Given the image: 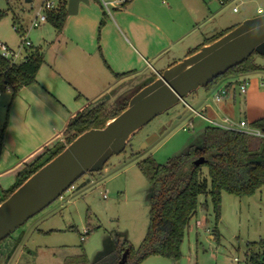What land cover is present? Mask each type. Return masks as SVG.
Returning <instances> with one entry per match:
<instances>
[{
  "label": "rangeland",
  "instance_id": "rangeland-1",
  "mask_svg": "<svg viewBox=\"0 0 264 264\" xmlns=\"http://www.w3.org/2000/svg\"><path fill=\"white\" fill-rule=\"evenodd\" d=\"M42 1L0 0V13L5 14L0 19V42L24 54L22 41L26 38L34 47L47 50L55 33L52 25L31 27ZM198 1L220 6L218 0ZM226 1L222 12L225 22H240L259 8L264 11V0ZM15 26L23 28L25 35L19 34ZM254 59L264 65V56ZM261 78L260 84L264 86V74ZM144 85L142 81H129L115 95L114 90L99 101L109 99L105 110L115 114ZM219 89L218 85L209 90L202 88L157 117L131 139L125 152L112 157L102 171L85 175L62 198L2 242L0 264H65L67 259L84 253L90 264H112L122 238L138 250L149 229L152 194L138 165L150 157L166 165L190 146L201 144L203 131L211 124L196 114L209 118L202 113L203 107L209 104L215 110L213 100ZM9 97L0 105V133L6 123ZM233 118L238 122V112H234ZM154 136L158 137L155 143L136 154ZM207 173L204 168L203 176ZM221 198V216L216 222L211 197H199L198 214L186 232L179 261L153 256L141 264H231L232 258L244 257L248 243L264 238V188L252 197L223 192ZM216 229L218 240L213 235ZM87 230L90 233L82 242Z\"/></svg>",
  "mask_w": 264,
  "mask_h": 264
},
{
  "label": "crops",
  "instance_id": "crops-1",
  "mask_svg": "<svg viewBox=\"0 0 264 264\" xmlns=\"http://www.w3.org/2000/svg\"><path fill=\"white\" fill-rule=\"evenodd\" d=\"M160 1L132 0L106 18L103 7L90 0L80 4L77 15L68 16L62 33L54 29L47 50L32 44L44 57L36 84L21 89L14 99L9 93L0 99L1 105L10 96L6 100L0 192L13 188L27 165L61 142L69 122L87 106L114 90L115 95L129 81H142L144 88L202 48L207 39L264 14L259 8L240 22H225L226 0H218L220 6L198 0H168L166 6ZM261 74L264 72L223 80L219 90L232 84L228 95L219 103L214 97L215 110L207 104L202 113L211 121L228 118L236 122L234 112L240 116L236 123L263 119ZM243 81L248 83L245 95L240 92ZM122 239L120 246L125 242Z\"/></svg>",
  "mask_w": 264,
  "mask_h": 264
},
{
  "label": "trees",
  "instance_id": "trees-1",
  "mask_svg": "<svg viewBox=\"0 0 264 264\" xmlns=\"http://www.w3.org/2000/svg\"><path fill=\"white\" fill-rule=\"evenodd\" d=\"M4 15L0 13V19ZM68 16L65 1L58 10L48 13V23L57 33H62ZM105 17L107 18L106 13ZM103 25L104 22L101 27ZM228 32H221L207 39L204 46L217 41ZM255 56L259 55L255 54L244 63L230 69L205 89L209 90L228 78L237 79L264 72V67L255 61ZM43 63V54L33 47L25 48L23 60L17 63L0 54V92L9 93L14 99L21 89L36 84L37 73ZM116 77L121 76L116 75ZM231 86L232 84L226 87L227 91ZM128 103L122 104L117 113L112 115L105 110L106 103L94 110L90 109L93 106L90 104L79 112L63 132V140L46 151L34 163L27 165L19 174L13 188L0 192V204L32 175L57 157L77 137L93 129H103L110 120L128 108ZM250 125L264 134V118ZM6 127L7 120L0 135V160ZM199 159L203 160L202 164L189 167ZM138 167L147 179L152 193L149 229L138 250L125 240L119 254L114 256L112 264H119L125 252H129V264H141L153 256L179 261L186 232L198 214L200 196L211 197L218 222L221 216L223 192L238 197H252L264 188V137L246 135L210 125L203 131L201 144L190 146L183 154L170 159L166 165H161L150 157L142 161ZM204 168L208 170L206 176H203ZM213 235L216 240L219 239L217 229ZM244 258L248 264H264V238L259 242L248 243ZM65 264L90 263L84 253L67 259Z\"/></svg>",
  "mask_w": 264,
  "mask_h": 264
},
{
  "label": "water",
  "instance_id": "water-1",
  "mask_svg": "<svg viewBox=\"0 0 264 264\" xmlns=\"http://www.w3.org/2000/svg\"><path fill=\"white\" fill-rule=\"evenodd\" d=\"M89 1L69 0L68 15H77L80 4H89ZM255 54L264 56V15L245 20L217 41L167 69L131 96L128 108L103 129H93L77 137L0 204V244L62 198L85 175L102 171L112 157L125 152L131 139L157 117ZM108 100L99 101L90 109ZM157 138L148 139L136 154L147 150ZM202 162V159L196 160L189 167ZM119 264H129V252L123 254Z\"/></svg>",
  "mask_w": 264,
  "mask_h": 264
},
{
  "label": "built area",
  "instance_id": "built-area-1",
  "mask_svg": "<svg viewBox=\"0 0 264 264\" xmlns=\"http://www.w3.org/2000/svg\"><path fill=\"white\" fill-rule=\"evenodd\" d=\"M65 1L67 2V9H68L69 0H43L40 11L37 14L36 18L32 21L31 27L34 29L40 28L42 25L48 23V13L54 10H58L62 5L65 4ZM95 1H97L103 7L105 13L108 16H111L114 10L123 9L124 6L132 0H95ZM161 3L166 6L169 5L168 0H161ZM15 30L18 31L19 34H22L23 36L25 35L26 31L23 28L15 26ZM22 45H24L23 46L24 49L32 47V43L28 42L26 38L25 40L22 41ZM0 54L3 57L12 60L13 63H17L23 60L24 58V54H22L20 50L18 51L12 50L7 44L1 42H0ZM247 90H248V83L247 81H243L242 84L240 85V92L242 94H246ZM227 95H228L227 89L222 88L215 96V101L219 103ZM2 96L3 93L0 92V99ZM196 115L201 116L203 119L209 121V123L214 127H218L228 131H235L246 135L264 137V134L262 132H260L255 128H252L251 125L245 120H242L239 123H236L228 118L220 121H211L205 118L204 116H202L201 114H196ZM184 130L187 131L188 129L185 128ZM88 234H89L88 230L84 232V236H82L81 238L82 242L85 241V236ZM232 264H248V262L244 257L242 258L234 257L232 259Z\"/></svg>",
  "mask_w": 264,
  "mask_h": 264
}]
</instances>
